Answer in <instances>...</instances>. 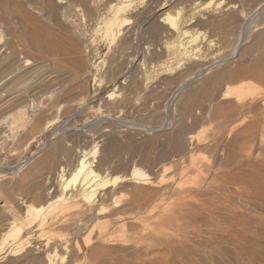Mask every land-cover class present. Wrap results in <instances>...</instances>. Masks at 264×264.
Wrapping results in <instances>:
<instances>
[{
	"label": "bare ground",
	"instance_id": "bare-ground-1",
	"mask_svg": "<svg viewBox=\"0 0 264 264\" xmlns=\"http://www.w3.org/2000/svg\"><path fill=\"white\" fill-rule=\"evenodd\" d=\"M211 1L213 0H207V4ZM249 1L253 3L251 4L253 7L250 8L252 10H249L247 17L242 20L235 43L226 57L214 62H203L196 55V50L189 51L181 45L173 52L178 56L183 54L189 71L182 83L174 85L167 92L163 103L164 111L157 114L161 118L168 116L173 102L181 95L183 103L180 116L192 114L193 118L212 125L211 133L202 142H197L193 137L187 139L186 145L179 139L169 142L168 151L172 153L182 151L184 158L187 156L190 158L195 151L208 152L211 156L209 165L200 166L201 168L195 171L192 185L188 184L189 186L186 187L181 184L182 181L180 183L171 181L162 187L155 186V190L164 191L167 198L176 197L174 200L177 201L176 206L188 210V212L184 210V213H189L197 219L196 221L205 222L206 225V222L209 224V222L241 221L242 209L237 211L234 208L237 201L246 200L247 204L253 207L256 202L252 204V198L249 196L246 198L247 195L244 200L243 191L239 186L255 187L257 179L264 175V88L262 92L259 91L250 97H242L247 92L248 95L251 94L250 91L231 89L232 83H235L234 79L238 77L234 75L237 74L246 75L247 80H249L248 76H254L259 84L264 86V48H259L264 42V31L256 36L257 41L254 44L247 46L248 48L238 55L242 52L238 50L242 47L243 40L250 36L252 30L264 26V0H238L237 3L243 6ZM234 5L231 7L234 8ZM200 7L199 0H0V133L3 131V126L8 123L13 125L26 123L28 109L33 111L37 107L41 108L42 113L49 115L51 112L54 113L52 116L54 119L63 120L62 126L52 133V140L49 142L48 139L49 143L39 150L42 152L32 154L34 161L18 183L21 187L28 186L30 193L35 194V197L39 196L40 201L43 200L47 204L59 203L65 210L61 217H58V214L54 217L42 218L26 215L25 223L21 222L22 224L13 230L11 241L0 244V260L8 256L16 246L26 244L30 248L38 246V249L45 253L47 264H56L58 251H62V254L75 253L76 237L81 233L83 235V231H88L104 216V213H108L105 212L106 203H111L112 199L122 196L126 186L148 181L149 176L134 167L132 171L134 177L122 180L125 181L126 186L124 184L118 189H109L112 180L94 164L98 161L106 163L107 159L100 156L96 138H91L83 130H96L98 137H103L106 135V130L103 129L110 119L118 124L125 123L126 119L120 116L121 110L132 108L130 95L138 93L145 84L143 75L145 64L141 58L145 53V46L149 45L150 49L153 48L149 59L153 61L159 56L157 52L155 53V48L159 47L163 30L170 31L182 39L188 37L189 29L179 26L177 20L182 13L189 10L197 12ZM173 8H176L174 12H172ZM73 17H80L82 22L88 24L92 36L90 41L74 24ZM237 20L236 15L234 17L229 15L224 19L226 24L235 23ZM164 25H168V28ZM99 47L106 48L104 55L96 52ZM238 56L240 62L236 67L224 66ZM217 67L220 68L204 78L197 88L186 91L193 82ZM101 72L106 76L105 81L103 80L104 84L113 87L115 93L120 91L121 98H116L114 102L102 100L104 112L109 115L94 117L81 123L82 127L70 128L72 118L78 115L79 110L86 104L89 81L93 79L94 84L97 81V90L100 89L102 81L96 76ZM178 79L179 75L170 78L169 82L175 83ZM237 83L236 81L235 84ZM114 91L107 95V99L113 98ZM128 126L126 127L129 131L137 130L135 127L137 125L131 122ZM185 132L186 127L181 124L175 131L177 137H181ZM80 142L83 144L74 154V166L69 172L66 164L72 151L67 144ZM113 146H115L113 140L106 144L107 154L112 153ZM168 151L166 149V152ZM188 167L185 165V168ZM9 169L14 173L20 169V166L18 164ZM1 171L0 168V173ZM4 176L6 177L2 173L0 179ZM118 179L114 178L112 182L115 184ZM144 196H135L128 205H124V208L108 213V216L105 214L107 219L113 221H109L112 224L106 222L115 228L131 218L133 209H148L146 206H151L155 199L150 194ZM260 206L257 208L259 209ZM110 209L112 210V207ZM36 210L39 213L41 207ZM37 218L40 219L38 222ZM89 221L92 226L88 228ZM43 225L52 227L53 232L57 228L56 233L61 234H58V238L48 241L29 237V234ZM92 233L94 235V231ZM96 238L99 240L101 237ZM95 242L97 241L94 240L93 243ZM87 251L84 252L86 254L82 259L85 261L92 259V262L88 263L92 264L101 250L93 246ZM57 263L69 264L63 256Z\"/></svg>",
	"mask_w": 264,
	"mask_h": 264
},
{
	"label": "rangeland",
	"instance_id": "rangeland-1",
	"mask_svg": "<svg viewBox=\"0 0 264 264\" xmlns=\"http://www.w3.org/2000/svg\"><path fill=\"white\" fill-rule=\"evenodd\" d=\"M237 1L238 0H213L211 3L207 4V0H199L201 7L197 12L189 10L186 13H182V16L177 21L179 26L189 29L190 34L188 37L182 39L170 31L166 32V30H163L159 40L161 44L159 43V47L155 48V53L157 52L156 54L159 56L153 61H149L153 48L151 47L150 49L149 45H147V47L145 46V53L141 57L145 64V71H143L145 84L138 93H132L130 95L131 102L133 103L132 108L121 110L120 116L121 118L126 119L124 120L125 123L118 124L115 120L110 119L108 125L103 129L104 131L106 130V135L103 137H98L96 130H83L91 138H96L99 145L100 156L107 159V164L105 162L100 163L99 161L94 163L97 165L96 167L101 172L105 173L107 178H110L112 181L114 178H119L115 184L112 181L109 183V186H111L109 189L123 187L125 181L122 180H124V178L134 177V175H132L134 167L141 169L142 172L149 176L147 182L133 183V185L131 184L130 186H126L125 184L126 187L124 188V193L122 192L123 197L118 195L119 197L112 199L111 203H106V205H104V207L106 206L105 212L111 213L116 210L119 211V209L125 207L124 205H128L133 197L138 195H153L152 197L155 199V202H153V200L151 206H146L148 209H133V215L131 218L133 217L134 219L130 218L115 228L110 225L112 224L109 222L111 221L110 218L107 219L106 217V215L108 216V213H104L103 215L106 218L102 216L103 219L100 218L97 221L98 223L95 222L92 228L88 231H83V235L81 233L76 237L75 253L71 252L69 254H62V251L57 252L56 264H58L57 262L60 261L62 256L64 258L66 257V261L69 262V264L91 263L92 259L85 261L82 258L85 257V254L88 252L87 249L89 250L93 246L101 251L92 264H99L102 262L104 264L105 262L106 264H264V175L257 179L258 182L255 187L251 185L239 186L241 188L238 187L243 191L244 200L249 196L252 198L253 203L250 200L249 201L252 204L256 202L255 204L257 205L255 207L254 204L253 207V205H248L246 200L244 201L245 203L243 201V203L237 201L239 204L236 203L238 205L235 204L236 207L234 208L235 210L237 209V211L238 209H242L240 211L243 213L244 219L242 218L241 221L237 220L229 223L226 221H220L217 223L209 222V224L211 223L212 225H209L208 222H206L207 225L205 222L200 223V221H196L197 219L195 217L191 216L189 213L187 214L188 210L181 209V207L179 208L178 205H175L177 203V201L174 202L176 197L167 198L164 191L158 192L155 190V186L162 187L163 185L165 186V184L167 185L168 183H171V181L178 183L182 181L181 184H184L186 187L190 184L192 185V178L194 177L193 175H195V171L199 170L202 166H207L211 163L212 158L208 152L203 153V151H195L191 154L190 158L189 156L184 158L182 151L173 153L168 151L169 142L174 139L181 140L185 145L188 143L187 139L189 137H193L197 142H202L209 136L212 130L211 124L193 118L192 114L191 116H180L183 103L181 95L179 96L180 98H176L173 102L170 114L168 115L169 117L163 116L161 118L158 116V113L164 111L163 103L167 92L174 85L182 83L186 78L185 75L189 71L187 68V60L183 54L179 55L180 57L173 54V52L180 47L179 45L189 51L191 49L196 50V55L203 62H214L227 56L228 51H230L235 43L236 35L243 23L242 20L247 17L248 11L253 7L251 5L253 3H250L251 1L247 2L245 4L246 6L239 5ZM233 5L235 6L234 8L231 7ZM176 8H173L172 12H174ZM229 15H233V17L234 15L238 16V20L235 23L226 24L224 19ZM72 20L87 36L86 39L90 41L92 36L88 24L82 22L80 17H73ZM198 21L203 24H200ZM164 27L168 28V25H164ZM261 31H264V26L254 31L252 30L250 36L243 40L242 47L238 50L239 52H242L238 53V55L242 54L248 47L257 41L255 38L261 33ZM192 39L194 40L191 41ZM259 46V48H264V42ZM147 48L149 49L147 50ZM180 49L181 48H179V50ZM96 52L104 55L106 53V48L99 47ZM239 62L240 58L238 56L232 58L224 66L234 68ZM219 68L220 67L212 69L210 72L201 76V78L188 86L186 91L191 88H197L204 78L208 77ZM101 73L99 74L100 77H96L102 81L101 84L103 85L100 84V89L97 90L98 82L96 81L94 84L93 79L89 81L87 85L88 97L86 99V104L79 110V114L72 118L69 125L70 128H79L82 127L81 123L85 120H92L94 117L97 118L109 115L104 112V102H114L116 98H121L120 91L115 93L113 87L104 84L103 80L105 81L106 76L103 72ZM178 75L179 79L175 83L169 82L170 78ZM234 77H236L234 79L235 83L236 81L238 83L235 84L233 82L232 84L234 86L231 85V89H237L235 91H240L239 89H241L242 91L251 92L249 95L248 92L243 94L242 97H250L259 91H263L264 86L259 84L254 76H248L249 80L246 79V75L240 76L237 74L234 75ZM113 91V98L111 97L107 99V95ZM102 100L104 101L103 103H101ZM151 102L153 103L150 104ZM27 112L28 116L26 118L28 119L26 123L21 122L14 125L8 123V125L6 124L3 126V131L0 133V168L2 169L0 175H2V173L3 175H6V177L4 176L0 179V244L3 242L9 243V241H11L13 230L22 223H25L24 219L26 215L29 217H34L36 215L39 218H42L43 216L54 217L58 214V217H61L65 212V210L62 209L63 206L59 203L47 204L43 200L40 201L41 198H38L39 196L36 195L37 197H35V194L30 193L31 191L30 189L28 190V186H26V188L23 186L21 187L18 183L19 179L34 161L32 154L35 152H42L39 151L41 147L52 140V133L58 127H61L63 122V120L54 119L52 117L54 113L52 114L51 111V115L46 113V116L45 113H42L41 108L38 107L33 111L28 109ZM57 116H59V114ZM130 122L131 124L137 125L135 127L138 131H129L127 129L126 126H128ZM193 122L196 127L193 125ZM180 124L183 126L185 125L186 132L181 135V137H177L175 131ZM145 127H150L151 129L147 130ZM110 140H113L115 146H113V151L109 155L107 154L108 151L105 150V147ZM82 144L83 143L81 142L78 144H67V147L72 151V155L66 164V169L69 172L74 166V154ZM166 149L168 152H166ZM191 157L194 160H192ZM21 163L23 164L21 165ZM18 164L20 169L12 173L9 168ZM184 164L186 167L190 164V167H188L189 170H186L188 168H185ZM197 164L199 165L197 166ZM114 201H116V203H114ZM257 206H260V208L258 209ZM38 207H41L39 213L36 210ZM111 207L112 210L110 209ZM184 210L187 212L184 213ZM41 212L42 214L40 215ZM180 212L184 214L182 215ZM39 218H37V222L40 220ZM12 220L15 221L12 222ZM87 225L88 228L89 226L91 227V221H89V224ZM124 227L126 229H124ZM93 231L94 235L92 233ZM33 232L31 233L33 236L29 234V237H34L33 239L38 238V240L41 239V241L56 239L59 237L58 234H61L56 233L58 232L57 228L55 229V232H53L52 227H47V225H43L34 233ZM9 235L10 237H8ZM97 236L98 238L99 236L101 238L98 240L96 238ZM92 240L97 242L93 243ZM104 242L105 244H103ZM17 247L18 246L13 249L14 251L12 250L9 254L10 256L8 255L1 259L0 264H47V258L44 257L45 253L41 252L38 249V246L30 248L25 244ZM81 251L82 253L86 251V253L82 254Z\"/></svg>",
	"mask_w": 264,
	"mask_h": 264
}]
</instances>
